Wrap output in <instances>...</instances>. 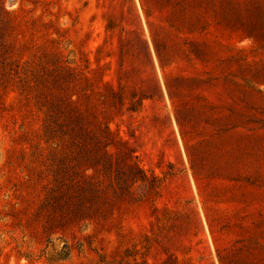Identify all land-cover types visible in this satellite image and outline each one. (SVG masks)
Listing matches in <instances>:
<instances>
[{"label":"rangeland","instance_id":"1","mask_svg":"<svg viewBox=\"0 0 264 264\" xmlns=\"http://www.w3.org/2000/svg\"><path fill=\"white\" fill-rule=\"evenodd\" d=\"M0 264H264V0H0Z\"/></svg>","mask_w":264,"mask_h":264}]
</instances>
